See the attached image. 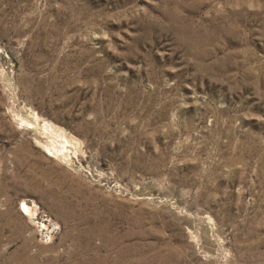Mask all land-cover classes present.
I'll list each match as a JSON object with an SVG mask.
<instances>
[{
    "label": "rangeland",
    "instance_id": "1",
    "mask_svg": "<svg viewBox=\"0 0 264 264\" xmlns=\"http://www.w3.org/2000/svg\"><path fill=\"white\" fill-rule=\"evenodd\" d=\"M0 264H264V0H0Z\"/></svg>",
    "mask_w": 264,
    "mask_h": 264
},
{
    "label": "bare ground",
    "instance_id": "2",
    "mask_svg": "<svg viewBox=\"0 0 264 264\" xmlns=\"http://www.w3.org/2000/svg\"><path fill=\"white\" fill-rule=\"evenodd\" d=\"M22 204H23V207H24L27 211H29V213H30L31 207H30L29 205H27L26 203H22Z\"/></svg>",
    "mask_w": 264,
    "mask_h": 264
}]
</instances>
